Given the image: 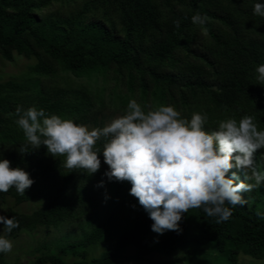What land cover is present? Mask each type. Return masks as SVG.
<instances>
[{
	"label": "trees",
	"instance_id": "trees-1",
	"mask_svg": "<svg viewBox=\"0 0 264 264\" xmlns=\"http://www.w3.org/2000/svg\"><path fill=\"white\" fill-rule=\"evenodd\" d=\"M264 0H0V57L32 60L20 79L0 81V159L26 171L34 181L24 195L10 188L0 202H35L29 213L8 209L19 227L16 238L38 227L76 226L78 235L36 249L31 264H145L146 256H183L151 264H204V245L237 264L240 254L264 259V183L242 193L229 220L216 223L202 209H190L179 222L182 231H151L153 221L129 194L128 181H109L98 153L93 174L64 167L44 145L29 148L10 115L17 106L71 119L91 130L103 127L135 99L147 111L174 106L182 118L207 114L206 130L220 120L255 118L264 130V85L255 69L264 64V17L253 14ZM206 15L204 25L191 17ZM179 20V28L174 21ZM103 138L96 147L102 150ZM264 171V149L254 155ZM231 171H237L232 169ZM230 175V173H229ZM242 180L243 177L237 172ZM103 187H98L100 181ZM251 182V181H248ZM231 207V206H229ZM54 250L51 252L50 250ZM98 251L97 254L95 251ZM197 262V263H196ZM0 264H8L0 253Z\"/></svg>",
	"mask_w": 264,
	"mask_h": 264
},
{
	"label": "clouds",
	"instance_id": "clouds-1",
	"mask_svg": "<svg viewBox=\"0 0 264 264\" xmlns=\"http://www.w3.org/2000/svg\"><path fill=\"white\" fill-rule=\"evenodd\" d=\"M253 14L264 17V4L255 3ZM207 20L199 13L191 17L195 25H204ZM173 23L179 28V20ZM255 72L258 84L264 85V64ZM10 115L16 117L14 122L26 140L19 147L21 155L44 145L53 157L65 158V168L82 169L90 175L99 170L98 153L102 152L108 166L104 175L109 181L131 184L129 194L153 221L151 231L160 235L166 231L179 234V222L190 209H202L208 217L216 218V223L227 221L234 207L247 204L241 194L264 183V171L254 161L255 153L264 149V130L251 115L226 118L215 129L206 130V113L194 112L190 119L182 118L171 105L145 111L135 99L129 100L123 114L91 130L36 107L25 110L17 106ZM102 138L101 150L96 144ZM10 163L0 159V192L14 187L24 195L34 181ZM97 186L103 187L104 181ZM256 215L264 218L259 210ZM0 224L7 233L19 227L15 217L3 215ZM12 248L11 240L0 236V253Z\"/></svg>",
	"mask_w": 264,
	"mask_h": 264
},
{
	"label": "rangeland",
	"instance_id": "rangeland-1",
	"mask_svg": "<svg viewBox=\"0 0 264 264\" xmlns=\"http://www.w3.org/2000/svg\"><path fill=\"white\" fill-rule=\"evenodd\" d=\"M32 62V60L18 55H14L12 61L10 62L0 57V81L4 82L10 79H20ZM36 207L37 205L35 202L15 205L11 199H6L4 202H0V215L8 209L29 213ZM66 233H69L73 237L77 236V227L75 225L64 226L59 229H49L47 231L38 227L34 231L21 232L16 238H8L11 240L13 248L10 252L4 253L5 260L8 264H31L34 257L38 255V252L35 251L36 249L61 239V237ZM0 236H4V227L2 224H0ZM203 250L204 255L201 257L202 259L200 261L204 262V264H227L224 256L215 252L210 245H204ZM50 251L53 252L54 250L51 249ZM95 252L97 254L98 251L96 250ZM182 256L183 252L179 251L175 252V254L171 257L151 254L146 256L143 263L151 264L156 261H173L181 258ZM179 264L186 263L179 262ZM237 264H264V259L256 260L240 254Z\"/></svg>",
	"mask_w": 264,
	"mask_h": 264
}]
</instances>
